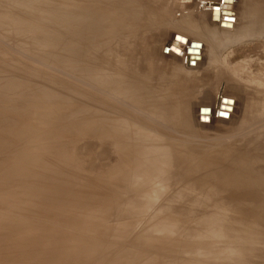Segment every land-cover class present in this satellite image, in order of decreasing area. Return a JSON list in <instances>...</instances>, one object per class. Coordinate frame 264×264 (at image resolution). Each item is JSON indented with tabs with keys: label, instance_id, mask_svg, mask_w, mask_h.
Here are the masks:
<instances>
[{
	"label": "rangeland",
	"instance_id": "rangeland-1",
	"mask_svg": "<svg viewBox=\"0 0 264 264\" xmlns=\"http://www.w3.org/2000/svg\"><path fill=\"white\" fill-rule=\"evenodd\" d=\"M83 1L0 0V264H264L260 217L238 204L219 211L199 198L170 202L206 193L202 176L223 167L215 156L225 152L235 156L234 175L264 187V19L246 17L245 0ZM132 4L142 20L130 17ZM94 44L104 47L79 65L91 67L88 80L72 70ZM105 50L127 54L126 67L100 56ZM146 140L162 148L164 167L183 158L194 184L181 180L162 194L153 180L136 187L153 174L149 151L137 153ZM191 201L190 218H176ZM169 204L175 210H164ZM171 225L179 230L150 234Z\"/></svg>",
	"mask_w": 264,
	"mask_h": 264
},
{
	"label": "bare ground",
	"instance_id": "bare-ground-1",
	"mask_svg": "<svg viewBox=\"0 0 264 264\" xmlns=\"http://www.w3.org/2000/svg\"><path fill=\"white\" fill-rule=\"evenodd\" d=\"M87 1H89L90 2V0H87ZM87 1L85 2V1H83V2H85V4H88L87 3ZM95 2H96V0H94ZM93 1V2H94ZM110 1H112V0H110ZM130 1V0H129ZM128 0H127V2H129ZM132 1H134V0H132ZM92 2V3H93ZM102 2V1H101ZM104 2V1H103ZM107 2V1H106ZM113 2L115 3V1L113 0ZM117 2V1H116ZM118 2H121L122 3V0L120 1V0H118ZM118 2H117V4H118ZM134 2H137V0H135ZM105 3V2H104ZM114 3L113 4H111V3H109V5L111 4V5H114ZM96 4L98 5V3L96 2ZM101 4V3H100ZM99 4V5H100ZM124 4V3H123ZM128 4V3H127ZM127 4H124V5H127ZM245 12H244V14L246 15V17H250V16H252V18L254 19V18H256V19H258V17H260V19L261 18H263L264 19V6H262V5H260L258 2H256L255 0H245ZM93 5V4H92ZM95 5V4H94ZM93 5V6H94ZM131 5V4H130ZM84 7H85V5H83ZM87 6H90V5H87ZM101 6H102V4H101ZM114 6H116V4L114 5ZM120 6H121V4H120ZM123 6V5H122ZM82 7V6H81ZM91 7V6H90ZM95 7H96V5H95ZM104 7V4H103V6H102V8ZM132 7H133V13H131V14H129L130 15V17H131V15L133 16V18L132 19H138V21L139 20H142V19H139V17L141 16L140 15V13L139 12H141V11H138L137 10V14H136V12H135V10H134V6H133V4H132ZM131 7V8H132ZM94 8V7H93ZM101 7L100 6H98V9H100ZM110 8H111V6H110ZM128 8V7H127ZM126 8V9H127ZM131 8H129V9H131ZM48 9V8H47ZM47 9L46 10H44V12L46 13L47 12ZM82 9H84V8H82ZM91 9H92V7H91ZM95 10H96V8H94ZM105 9V8H104ZM108 9H109V7H108V5H107V11H108ZM116 9V8H115ZM120 9V8H119ZM129 9H127V10H129ZM42 10V9H41ZM40 10V11H41ZM49 11H50V8L48 9ZM54 10V9H53ZM59 10H63V9H59ZM70 10V9H69ZM113 10H114V8H113ZM123 10V9H122ZM124 10H125V8H124ZM125 11L126 13L128 12V11ZM48 11V12H49ZM55 11H58V10H55ZM55 11H54V13H55ZM64 11V10H63ZM62 11V12H63ZM84 11V10H83ZM87 11V10H86ZM99 11V10H98ZM97 10H96V12H98ZM110 11L112 12V9H110ZM43 12V11H42ZM41 12V13H42ZM59 12V11H58ZM68 12V11H67ZM73 12V11H72ZM72 12H70V13H72ZM93 12H95V11H93ZM100 12V11H99ZM106 12V11H105ZM105 12L103 11V9H102V13H104L103 15H104V17H105V15L106 16H109V15H107V14H105ZM115 12H116V10H115ZM118 13L119 12H121V11H117ZM124 12V11H123ZM123 12H121L122 13V15L125 13H123ZM40 13V12H39ZM40 13V15H42ZM50 13V12H49ZM52 13V12H51ZM53 13V14H54ZM64 13V12H63ZM63 13H61V14H63ZM86 12H84V14H85ZM108 13H109V11H108ZM113 13V12H112ZM112 13H110V15L112 14ZM57 14V13H56ZM67 14V13H66ZM68 14H69V12H68ZM67 14V15H68ZM73 14H74V12H73ZM87 14V13H86ZM93 14V13H92ZM91 14V15H92ZM114 14V13H113ZM136 14V15H135ZM40 15H39V17H40ZM50 15V14H49ZM58 15H59V13H58ZM57 15V16H58ZM64 15V14H63ZM81 14H79L78 16H80ZM83 15V14H82ZM99 15H101L100 13H99ZM99 15H95L96 17L95 18H97ZM103 15H101V16H103ZM115 15V14H114ZM127 15L128 14H126V18H127ZM42 16H44V15H42ZM52 16H55V15H52ZM61 16V15H60ZM60 16H58L59 17V19H61L62 18V20H67L68 19V17H67V19H64L63 17H61L60 18ZM73 17H74V15H72ZM87 16H90V13H89V15H87ZM112 17H114L113 15H111ZM118 16V15H117ZM123 16H125V14L123 15ZM45 17H48V15L47 16H45ZM70 17H71V15H70ZM69 17V18H70ZM83 17H84V15H83ZM82 17V18H83ZM86 17V16H85ZM94 17V16H93ZM103 17V18H104ZM112 17H111V19H112ZM119 17H120V19H122L123 17L121 16V14L119 15ZM142 17V16H141ZM50 18H51V16H50ZM78 18V17H77ZM99 18V17H98ZM97 18V19H98ZM101 18V17H100ZM108 18V17H107ZM126 18L124 17L122 20H126ZM41 19V18H40ZM56 19H57V17H56ZM80 19V18H79ZM78 19V20H79ZM86 19H88V17H86ZM114 19H115V17H114ZM120 19H117L118 21H115V24H116V22H117V24L119 23L120 24ZM137 19H136V21H137ZM263 19H261V20H263ZM39 20V19H38ZM58 20V19H57ZM85 20V19H84ZM91 20H93V19H91ZM95 20V19H94ZM106 20V19H105ZM113 20V19H112ZM128 20H130L129 18H128ZM14 21V20H13ZM23 21V20H22ZM69 21V20H68ZM67 21V22H68ZM80 21V20H79ZM96 21V20H95ZM98 21H99V19H98ZM131 21V20H130ZM258 21H259V19H258ZM16 22V24H17V21H15ZM14 22V23H15ZM18 22H21L20 20H18ZM67 22H64V23H67ZM88 22H90L89 20H88ZM92 22V21H91ZM102 22V21H101ZM107 22V21H106ZM109 22V21H108ZM107 22V23H108ZM124 21H121V23H123ZM126 22H128L127 20H126ZM250 22V21H249ZM248 21H247V23H249ZM62 23V22H61ZM70 23V22H69ZM83 23V22H82ZM85 23V22H84ZM83 23V24H84ZM96 24H97V22H95ZM94 23V24H95ZM111 24H113L112 22H110ZM15 24V25H16ZM73 24H74V26H76V24L74 23V21H73ZM73 24H72V26H73ZM80 24H81V22H80ZM79 24V25H80ZM86 24H87V22L84 24V26H86ZM95 24V25H96ZM99 24H100V22H99ZM103 24H105V23H103ZM109 24V23H108ZM110 24V25H111ZM117 24H116V26H117ZM125 24V22L123 23V25ZM128 24H130V23H128ZM22 25V24H21ZM62 25V24H61ZM69 25V24H68ZM71 25V24H70ZM82 25V24H81ZM114 25V24H113ZM122 25V26H123ZM125 25H127V24H125ZM124 25V26H125ZM132 25V24H131ZM16 26H18V25H16ZM23 26V25H22ZM83 26V27H84ZM90 26H93L92 24L90 25ZM100 26V28H101V25H99ZM107 26V25H106ZM106 26L104 27V29L106 28ZM109 26V25H108ZM112 26V25H111ZM115 26V28H117ZM130 26V25H129ZM128 26V27H129ZM250 27H252L251 25H249ZM19 27V26H18ZM17 27V28H18ZM70 27V26H69ZM125 27H127V26H125ZM125 27H121V29L123 28V30L125 31ZM132 27V26H131ZM20 28H22V27H20ZM87 28V27H86ZM85 28V29H86ZM92 28V27H91ZM90 28V29H91ZM108 28V27H107ZM110 28V27H109ZM113 28V30H114V26L112 27ZM125 28V29H124ZM130 28V27H129ZM19 29V28H18ZM96 29H99V28H96ZM96 29H94V30H96ZM102 29V28H101ZM104 29H103V32H106V31H104ZM119 29H120V27L118 28V34H119ZM252 29V28H251ZM81 30H83V29H81ZM88 30V29H87ZM100 30V29H99ZM113 30H112V32H113ZM116 30V29H115ZM127 30V29H126ZM77 31H79V30H77ZM122 31V30H121ZM120 31V32H121ZM124 31H122V32H124ZM253 31V30H252ZM251 31V32H252ZM85 32V31H84ZM87 32V31H86ZM97 32V31H96ZM94 33V31H93V33L94 34H96V36H97V33ZM111 32V31H110ZM121 32V33H122ZM126 32V31H125ZM247 32V31H246ZM101 32H99V34H100ZM107 33H108V31H107ZM81 34L83 35V31H81ZM86 34V33H85ZM91 34V33H90ZM90 34H87V35H90ZM106 34V33H105ZM111 34V33H110ZM110 34L108 35V37L110 36ZM114 34H116V31H115V33ZM118 34H117V36H118ZM82 35H81V37H82ZM113 35V34H112ZM84 36V35H83ZM92 36V35H91ZM102 36V35H101ZM115 35H113V37H114ZM119 36H120V34H119ZM86 36H84V38H85ZM105 37V36H104ZM107 37V38H108ZM110 37H112V36H110ZM113 37H112V39H113ZM116 37V36H115ZM121 37H122V35H121ZM88 38V37H87ZM92 38V37H91ZM95 38V37H94ZM93 38V39H94ZM99 38H101L100 36H99ZM82 39L83 38H81V41H82ZM97 39V38H96ZM106 39V38H105ZM115 39H118V38H115ZM90 40V39H89ZM88 40V42H90ZM107 40H109V38L107 39ZM111 40V39H110ZM95 41V40H94ZM113 41H115L116 42V40H113ZM118 42H116L115 43V45H117V43H118V46H121L122 44H123V40L122 39H118L117 40ZM84 43H85V41H84ZM87 43V42H86ZM86 43H85V45H86ZM92 43V42H91ZM90 43V44H91ZM98 43V42H97ZM106 44V43H105ZM92 45V44H91ZM95 45V44H94ZM86 46H88V45H86ZM89 47V46H88ZM102 47H104L102 44H98V45H95V47H93V46H90V48L89 49H85V52H84V48H82L81 50H83V55H81L80 54V58H77V59H79V61H77L79 64H76V66L74 65V64H72V65H74L75 66V68L72 70V71H74V73L75 74H79V75H82L84 78H86V79H88V80H90V79H92V75H91V72H92V69H91V67H87V66H84V67H79V65H80V63L82 62V64H84V65H86L87 63H89L90 64V61H91V53H93L94 52V54L96 55L97 53H100V48H102ZM111 47V46H110ZM219 47V46H218ZM217 47V48H218ZM106 48H108V46L106 47ZM112 49H113V47H111ZM110 48V49H111ZM99 51H98V50ZM109 49V48H108ZM111 49V50H112ZM101 51H102V49H101ZM105 51H108L107 53H105L104 52V54H102V55H100V56H106V57H108V58H112L113 59V65L115 66V67H118V66H120V67H126V65L124 64V59L127 57V54H121L120 56H116V55H112L111 53V51H109V50H105ZM218 51V50H217ZM214 52V54H218V52ZM81 53V52H80ZM102 53V52H101ZM129 53V52H128ZM213 54V55H214ZM78 55H79V53H78ZM219 55V54H218ZM94 56V55H93ZM111 60V59H110ZM70 67V66H69ZM69 69V68H68ZM70 72H71V67H70V70H69ZM129 72V71H128ZM73 73V72H72ZM104 77V76H103ZM99 80H101V79H99V78H96L95 79V81H97V82H99ZM201 80V79H200ZM228 81H230V80H228ZM230 82H232V80L230 81ZM230 82H228L229 84H231ZM121 83V82H120ZM221 83V82H220ZM220 83H219V85H220ZM222 84V83H221ZM233 84V83H232ZM110 85H111V83H110ZM221 86V85H220ZM233 86H235L234 84H233ZM133 87V86H132ZM211 87H210V95H209V92H208V90H207V93H205L206 95H207V98H209L210 99V102L212 101V102H214V100L216 99L215 98V95H214V98H212L213 97V94L211 93ZM230 89H232V87H230ZM122 90V89H121ZM133 90H135V88L133 89ZM233 90V89H232ZM103 91H105V90H103ZM107 91V90H106ZM111 91V90H110ZM113 91V90H112ZM216 91L218 92V88L216 89ZM125 92H127V91H125ZM135 94L136 92L135 91H128L127 92V94ZM134 96V95H133ZM218 96V95H217ZM216 96V97H217ZM220 97V96H219ZM223 98V97H222ZM226 99V98H225ZM217 100V99H216ZM218 100H219V98H218ZM221 100V99H220ZM209 102V101H208ZM217 102H219V101H217ZM227 102H229L228 101V98H227ZM215 103V102H214ZM209 104V103H208ZM211 104V103H210ZM216 104V103H215ZM219 104H220V102H219ZM223 104H226L225 102L223 103ZM228 104V103H227ZM186 105V104H185ZM231 105V104H230ZM233 105V104H232ZM212 106V105H211ZM222 106V105H221ZM227 106V105H226ZM227 107H229V106H227ZM243 111H246V109H244ZM206 112H208V111H205V113ZM255 112V114H252V116H250L249 117V119H252V121H256V119H255V117H258L259 115L258 114H260V117H262V113H258V112H256V111H254ZM160 113H163V110H157L156 111V114H160ZM244 113V112H243ZM242 113V114H243ZM156 117V116H155ZM242 117V116H241ZM254 117V118H253ZM203 118V117H202ZM166 118H163V117H158V120H160V121H164ZM242 119H243V117H242ZM203 120L205 121L206 119L205 118H203ZM240 129V128H239ZM237 130V129H236ZM234 133V132H233ZM153 141V140H152ZM252 141V140H251ZM254 141V140H253ZM143 142V141H142ZM148 142V140H146V143H142V145H143V147H144V149H143V151H138L137 150V153H139V155H142L141 157H143L144 155H143V153L144 154H146L144 151H149V153L147 154L148 156H145V159H146V161H145V165H146V167L148 168V172H147V174L149 173V171L151 170V171H153V174H151V176H148V178L146 179V181L144 180V181H140V182H138L137 184H136V187H141V190H144V189H142L150 180L152 181H154V182H156L155 184L156 185H158V188H157V190H158V194H162L163 192H165L166 190H168V189H170V187H172L173 185H176V184H178V182L179 181H181V180H187L185 183V185H189L190 183H191V185L192 184H194V183H192V182H194V181H191V180H188L186 177H188L187 175H185V174H183L182 172H181V166H180V163L182 162V161H184V159L183 158H179V157H176V156H178V155H176L175 157L176 158H171L170 160H173V161H176V163H175V165H173V166H168V167H164L163 166V164H162V161L165 159V157L163 158V156L162 155H164V153H163V151H162V148H160V146L158 147H154V146H156L157 145V143L155 142V141H153L154 142V144L156 143V145H154L153 144V146L152 147H154V148H150L149 146L148 147H145V145L146 144H148L147 143ZM153 142H149V143H153ZM252 143V145L254 144L253 142H251ZM151 144H149V145H151ZM159 144V143H158ZM161 145V144H160ZM147 146V145H146ZM254 146V145H253ZM236 148V147H235ZM256 149V148H255ZM218 150V149H217ZM216 150V152H219V151H217ZM240 151H241V149H239ZM250 150V149H249ZM253 150V149H252ZM251 150V151H252ZM257 150H259V148L257 149ZM215 151V150H214ZM224 151V150H223ZM232 151V150H231ZM239 151V152H240ZM104 152V151H103ZM133 152H135V149H134V151ZM237 152V151H236ZM255 152H260V151H256L255 150ZM226 153V152H225ZM222 154V155H220V156H215L219 161L218 162H222L221 163V166H223L222 168H220L219 169V171L217 170V168H216V166H215V168H216V171L215 172H211L210 174H209V172L207 171L205 174H204V176H202V180H201V182L203 183V184H205L207 187V189H209L206 193H202V189L201 190H199V191H194V190H190L188 193H186V194H181V193H179V196H173L171 199H170V202L171 201H174V200H176L178 203L179 202H181V201H183V200H185V201H187V200H190V199H196V198H199V199H202L201 200V202H202V205L203 206H205V207H207V209H209V208H214V209H218L219 211L220 210H223V211H227L228 209H229V204H231V205H236V204H238V205H241V206H243L244 208L242 209V211L244 210V209H246L247 210V212H251V213H249V214H251V217L252 216H254V217H256V218H259V219H261L263 222H264V187H262V186H260L258 183H255V185H254V181L250 178V179H246V176L243 174L242 176H240V175H234L233 174V172L232 171H230L229 169H231V167L232 166H234V163L232 164L231 162H232V160H234V154H232V153H226V154ZM104 154V153H103ZM251 154V153H250ZM249 154V155H250ZM253 154V153H252ZM254 155H257V153L256 154H254ZM263 155V154H262ZM104 156V155H103ZM165 156V155H164ZM229 156L231 157L232 156V158L230 159V161H229V159H227V158H229ZM261 156V155H260ZM173 157V156H172ZM182 157V156H181ZM214 156H212V158H213ZM144 158V157H143ZM240 159V161L242 160V161H244V157L242 156V157H240L239 158ZM246 159V158H245ZM103 160V159H102ZM206 164V163H205ZM229 166V167H228ZM228 167V169L226 170V168ZM154 168V169H153ZM213 168V167H212ZM153 169V170H152ZM205 169H207V167L205 168ZM204 169V166L202 167V170H205ZM224 170V171H223ZM231 172L232 174L231 175H226V174H229V172ZM228 172V173H227ZM252 172V171H251ZM253 173H255V172H253ZM223 174V176L222 177H218V176H220V175H222ZM149 175V174H148ZM184 175V176H183ZM35 176V175H34ZM216 176V177H215ZM178 178L180 179V180H178ZM218 178H220V179H218ZM217 182H219V184H217ZM180 184V183H179ZM179 184H178V186H179ZM213 185V186H212ZM28 186V185H27ZM36 186V185H35ZM218 186V187H217ZM33 187V186H32ZM31 187V188H32ZM41 187V186H40ZM112 187V186H111ZM114 187V186H113ZM36 188V187H35ZM117 189H120L119 188V186H117L116 187ZM116 188H115V190H116ZM33 189V188H32ZM111 189V188H110ZM25 190V189H24ZM37 190H38V188H37ZM122 190H123V188H122ZM156 190V189H155ZM177 190V189H176ZM40 191V190H39ZM105 191V190H104ZM114 191V190H113ZM117 191V190H116ZM34 192H36V194H37V191H33V193ZM86 192V191H85ZM84 192V193H85ZM112 192V191H111ZM142 192V194L144 193V191H141ZM40 193V192H39ZM89 193V192H88ZM103 193H105V192H103ZM110 193V192H109ZM109 193H108V195H109ZM174 193V192H173ZM87 194V193H86ZM89 195V194H88ZM87 195V196H88ZM144 195V194H143ZM77 196V195H76ZM96 196V195H95ZM105 196V195H104ZM103 196V197H104ZM255 196H256V198H255ZM82 197V196H81ZM107 197H109V196H107ZM107 197L106 198H103V199H107ZM110 197H111V195H110ZM49 198V197H48ZM83 198V197H82ZM99 198V197H98ZM87 199V198H86ZM96 199V198H95ZM104 200V201H105ZM112 200V199H111ZM253 200H257V203H254L255 201H253ZM116 201V200H115ZM119 201H121V200H119ZM98 202V201H97ZM96 202V203H97ZM168 202H169V200H168ZM169 202V203H170ZM42 203V202H41ZM77 203V202H76ZM193 203H195V202H193V201H191V202H189V204H188V206L186 207V209H183L184 211H182V213H180V214H177V216H176V218H183V219H188V218H190L189 217V214L192 212H190V209H194V208H192V206H193ZM254 203V204H253ZM43 204V203H42ZM41 204V205H42ZM252 204V205H251ZM47 205V204H46ZM48 206V205H47ZM78 206H80V205H78ZM102 206V205H101ZM129 207V206H128ZM107 209H108V207H106ZM176 208V207H175ZM175 208H173V207H171L170 206V204L168 205V207L166 208V206L164 207V210H170V211H172V210H175ZM101 209V208H100ZM110 209H111V207H110ZM109 209V210H110ZM112 210V209H111ZM160 210H163V208H161ZM163 210V211H164ZM179 210V209H178ZM182 210V209H181ZM96 211V210H95ZM162 211V212H163ZM177 211V210H176ZM111 212V214H113L112 213V211H110ZM160 212V211H159ZM178 212V211H177ZM192 213H194V212H192ZM110 214V215H111ZM107 215H109V214H107ZM109 215V216H110ZM124 215V214H123ZM123 215H122V217H123ZM158 215H160V213L159 214H157V216ZM107 217V216H106ZM121 217V216H120ZM253 217V218H254ZM263 218V219H262ZM175 219V218H174ZM213 219V218H212ZM259 219H258V221H259ZM171 222H173V223H175V222H177V220H172ZM177 225H178V223H177ZM177 225H171V226H169L170 228H169V231H167V232H161V233H159L157 230H154L153 232H151L150 234H153V235H157V236H159L160 237V234H165V233H168V232H171V233H175L176 231H178L179 230V228L178 227H176ZM205 225H208L206 222H205V220L204 219H202V220H200L198 223H197V226L198 227H203L202 229H205L204 228V226ZM264 226V225H263ZM176 229V230H175ZM16 230V229H15ZM261 230H264V227H262V229ZM205 233L206 232H208V231H206V230H203ZM208 236H211L210 237V239H214V238H220L221 236L220 235H218V234H216V233H214V235L212 234V235H210V233L209 234H207ZM206 235V236H207ZM200 237V236H199ZM198 237V238H199ZM196 238H197V236H196ZM197 238V239H198ZM204 239H207L208 237H203ZM46 240V239H45ZM208 240V239H207ZM48 247V246H47ZM74 251V250H73ZM67 253H69V252H67ZM74 254V253H73ZM72 254V255H73ZM79 255H80V253H79ZM74 256H75V254H74ZM80 257V256H79ZM34 258V257H33ZM40 259V258H39ZM72 259H73V256H72ZM77 259V258H76ZM70 260V259H69ZM131 260V259H130ZM129 260V261H130ZM77 261L79 262V260L77 259ZM72 263V262H71ZM76 264H77V262H76ZM82 264V263H81ZM115 264H117V263H115ZM119 264V263H118Z\"/></svg>",
	"mask_w": 264,
	"mask_h": 264
},
{
	"label": "water",
	"instance_id": "water-1",
	"mask_svg": "<svg viewBox=\"0 0 264 264\" xmlns=\"http://www.w3.org/2000/svg\"><path fill=\"white\" fill-rule=\"evenodd\" d=\"M215 8H218V6H217V7H215ZM200 119H201V120H203V118H202V117H200Z\"/></svg>",
	"mask_w": 264,
	"mask_h": 264
}]
</instances>
